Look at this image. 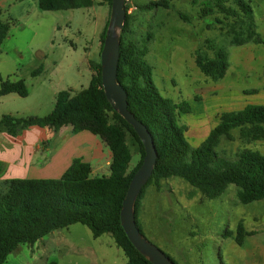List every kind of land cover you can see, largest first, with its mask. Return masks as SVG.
Instances as JSON below:
<instances>
[{
    "label": "rangeland",
    "instance_id": "374dc122",
    "mask_svg": "<svg viewBox=\"0 0 264 264\" xmlns=\"http://www.w3.org/2000/svg\"><path fill=\"white\" fill-rule=\"evenodd\" d=\"M103 1L97 0L92 8L43 11L39 0H0V17L10 26L1 46L0 87L7 80H22L29 91L26 98L17 94L0 98V120L4 115L48 116L60 91L76 93L89 87L93 73L90 62L100 60L101 35L110 17V7L102 5ZM151 1L159 0H131L134 9L129 12V38L147 46L158 92L176 103L189 104L191 112L181 114L179 123L186 126L185 136L192 148L202 144L221 114L241 111L249 104L264 106V44L233 45L228 27L215 24V15L201 18L200 0L197 4L193 0H168L169 9L150 12L135 8ZM232 1L229 5L238 9ZM246 1L251 2L256 30L264 39V0ZM214 48H222L228 55V72L219 81L204 75L195 62L198 51L213 57ZM40 68L42 72L33 76ZM255 88L261 91L243 93ZM109 116L112 120V113ZM232 135L233 140L222 139L217 148L220 156L235 159L244 149L264 155V141H245L238 130ZM127 144L132 152V170L139 160V146L129 134ZM237 193L238 188L230 185L221 197L209 200L181 178L163 180L160 188L151 185L139 215L144 235L177 264H264V201L243 205ZM239 224L253 233L242 246L234 239ZM59 231L75 247H64L58 237H53L21 245L4 264L127 262L109 234L95 239L82 224ZM226 232L234 236L224 237Z\"/></svg>",
    "mask_w": 264,
    "mask_h": 264
},
{
    "label": "trees",
    "instance_id": "16d2710c",
    "mask_svg": "<svg viewBox=\"0 0 264 264\" xmlns=\"http://www.w3.org/2000/svg\"><path fill=\"white\" fill-rule=\"evenodd\" d=\"M200 1L201 18L215 15L214 23L228 27L233 45L264 43L256 30L250 1L233 0L232 4L238 9L229 5V0ZM96 2L39 0V8L43 11L76 10L92 8ZM193 2L197 4L196 0ZM102 5H108L111 12L112 0H104ZM135 6L142 12L170 8L168 0ZM129 8L125 4L126 23L121 32L118 81L127 91L129 110L147 127L158 153L153 174L136 201L135 217L141 233L144 234L140 208L148 187L155 185L160 188L161 182L170 178L185 180L209 200L218 199L230 185H235L241 204L264 201V155L244 149L236 154L235 159H229L217 151L223 138L233 140L235 130L240 131L245 141H264V106L249 104L241 111L221 114L218 124L202 144L192 148L185 136L186 126L179 123L181 114L190 113L191 108L186 102L176 103L158 92L152 66L147 60V46H139L129 38L132 22ZM180 16L188 20L184 14L180 13ZM109 21L110 17L101 35L100 60L90 62L93 73L89 87L76 93L60 91L54 109L45 117L4 115L0 120V131L6 130L11 136H16L20 130L32 127L58 131L67 125L73 126L75 132L89 131L98 136L112 153L110 174L93 176L91 165L77 159L57 179L14 178L3 181L4 190L0 191V264L6 263L21 245H34L51 233L76 224L89 228L95 239L111 235L124 252L126 264H152L133 246L121 224L123 201L132 178L143 164L145 150L134 128L114 111L102 87L101 52ZM9 30V24L0 17V54ZM195 62L200 71L214 81L223 79L229 68L227 52L222 48H214L213 57L198 51ZM41 72L40 68L32 75L37 76ZM10 94L26 98L29 91L22 80L2 82L0 98ZM128 134L139 146V160L132 170ZM252 234L239 224L235 236L226 232L224 237L234 236L236 243L242 246L245 238ZM171 260L177 264L173 258ZM46 264L59 263L51 261Z\"/></svg>",
    "mask_w": 264,
    "mask_h": 264
},
{
    "label": "crops",
    "instance_id": "0c3cea01",
    "mask_svg": "<svg viewBox=\"0 0 264 264\" xmlns=\"http://www.w3.org/2000/svg\"><path fill=\"white\" fill-rule=\"evenodd\" d=\"M250 43L253 47L264 44ZM261 90L264 91V86ZM261 90L255 88L243 93H259ZM106 146L98 136L89 131L75 132L71 125L63 126L58 131L32 127L20 130L16 136L2 130L0 178L2 181L14 178L57 179L62 177L77 159L91 165L93 176H108L112 153ZM53 237H58L64 247H75V243L60 231L53 232L47 239L40 241L53 240Z\"/></svg>",
    "mask_w": 264,
    "mask_h": 264
},
{
    "label": "water",
    "instance_id": "95a60500",
    "mask_svg": "<svg viewBox=\"0 0 264 264\" xmlns=\"http://www.w3.org/2000/svg\"><path fill=\"white\" fill-rule=\"evenodd\" d=\"M126 23L125 0H112L110 21L101 52L102 87L114 111L123 117L140 138L145 150L143 164L132 178L121 210V224L133 246L152 264H175L160 248L141 233L135 217L136 201L151 178L158 160L154 141L147 127L129 110L127 91L118 81L121 32Z\"/></svg>",
    "mask_w": 264,
    "mask_h": 264
},
{
    "label": "built area",
    "instance_id": "2783aa9c",
    "mask_svg": "<svg viewBox=\"0 0 264 264\" xmlns=\"http://www.w3.org/2000/svg\"><path fill=\"white\" fill-rule=\"evenodd\" d=\"M125 4H128L130 6L129 12H131L134 9V6L132 5L131 0H125Z\"/></svg>",
    "mask_w": 264,
    "mask_h": 264
}]
</instances>
